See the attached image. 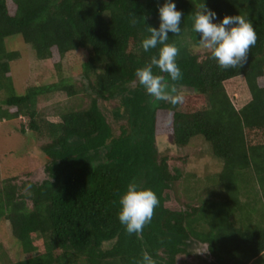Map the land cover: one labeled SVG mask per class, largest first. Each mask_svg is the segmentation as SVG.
<instances>
[{
    "label": "trees",
    "instance_id": "trees-1",
    "mask_svg": "<svg viewBox=\"0 0 264 264\" xmlns=\"http://www.w3.org/2000/svg\"><path fill=\"white\" fill-rule=\"evenodd\" d=\"M173 2L181 31L192 30L202 0ZM203 2L216 12L214 22L245 16L257 41L244 67L223 70L209 50L193 53L185 42L179 49L180 34L169 33L182 77L164 75L185 95L173 106L154 101L135 75L158 54L159 46L144 52L141 42L148 26L159 27L165 0H0V120L25 119L20 131L41 142L47 160L40 181L0 180V221L24 257L15 260L0 243V264H136L144 251L156 264H251L264 257V0ZM13 35L39 60L87 53L86 84L63 78L18 95L10 73L21 53L6 46ZM57 92L67 102L42 111L40 99ZM117 97L108 119L101 106ZM162 134L178 147L198 137L208 143L223 161L211 187L199 192L194 174L172 171L157 145ZM134 180L159 200L139 235H129L118 219L120 196ZM193 242L209 257L180 261Z\"/></svg>",
    "mask_w": 264,
    "mask_h": 264
},
{
    "label": "rangeland",
    "instance_id": "rangeland-1",
    "mask_svg": "<svg viewBox=\"0 0 264 264\" xmlns=\"http://www.w3.org/2000/svg\"><path fill=\"white\" fill-rule=\"evenodd\" d=\"M185 29L184 25L179 35L181 37L179 49L185 42L187 46L191 47L193 53L204 55L208 50L200 45L199 34L194 29L190 31ZM6 46L9 50L21 53L19 59L11 62L12 71L10 73L18 95L25 94L28 86L34 83L50 84L63 78L72 80L77 85L86 84L82 77V65L87 58V53L82 50L69 52L65 57L55 53L48 60H39L32 46L26 43L21 35L8 37ZM176 87L180 90L184 88ZM185 92L193 93L192 90ZM2 95L5 96L3 92L0 93V103ZM67 99L68 96L64 92H57L49 95L46 99L41 98L39 107L42 111L44 108L45 111H50L64 105ZM119 101L120 97H117L107 107L101 106L108 119H111L109 109L111 110V107ZM21 120L25 121L23 118L0 120V180L11 176H20L23 179L29 178L33 181H40L45 177L44 166L47 160L42 157L41 151L38 150L41 142L20 131ZM157 145L163 155L171 159L169 164L172 171L180 169L185 173L194 174L192 186H195V190L198 189L199 192L213 185L223 165L222 160L209 153L208 143L200 137L194 138L191 144L186 147H178L172 143L169 134H162L157 136ZM196 177L202 181L196 183ZM192 195L195 196L196 191L193 190ZM169 202H171V198H169ZM6 227L4 222L0 221V243L7 248L9 247L10 255L15 260L23 259L20 242L13 237L9 226L6 225ZM108 245L106 244V246ZM189 249L191 254L180 256V261L185 260L194 263L209 257L207 248L199 242H193ZM251 264H264V257L258 258Z\"/></svg>",
    "mask_w": 264,
    "mask_h": 264
},
{
    "label": "clouds",
    "instance_id": "clouds-1",
    "mask_svg": "<svg viewBox=\"0 0 264 264\" xmlns=\"http://www.w3.org/2000/svg\"><path fill=\"white\" fill-rule=\"evenodd\" d=\"M159 27L148 26L150 35L146 36L141 47L144 52L157 49L158 54L150 58V62L135 71L140 85L146 93L157 102H167L173 106L182 104L185 100L183 91L171 81L182 77L177 64L179 49L175 43H169V33L179 35L181 32L182 12L177 10L173 0H165L159 6ZM217 14L203 2L197 5L193 14V29L199 34V43L209 50L211 57L217 61L223 70L244 67L248 61L251 48L256 44L257 34L249 19L242 15H225L220 22H214ZM154 67L159 72H154ZM31 185L27 186L30 189ZM120 210L118 219L129 235L141 234L145 225L151 222L155 208L159 204L156 193L134 181L127 185L119 199ZM136 264H156L147 251L142 253Z\"/></svg>",
    "mask_w": 264,
    "mask_h": 264
}]
</instances>
